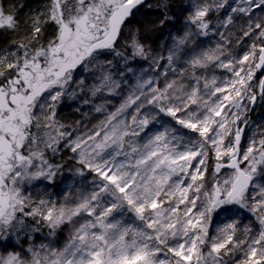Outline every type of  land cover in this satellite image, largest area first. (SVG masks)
<instances>
[{
    "label": "snow or ice",
    "instance_id": "snow-or-ice-1",
    "mask_svg": "<svg viewBox=\"0 0 264 264\" xmlns=\"http://www.w3.org/2000/svg\"><path fill=\"white\" fill-rule=\"evenodd\" d=\"M25 7L0 3V264H264V0Z\"/></svg>",
    "mask_w": 264,
    "mask_h": 264
},
{
    "label": "rangeland",
    "instance_id": "rangeland-1",
    "mask_svg": "<svg viewBox=\"0 0 264 264\" xmlns=\"http://www.w3.org/2000/svg\"><path fill=\"white\" fill-rule=\"evenodd\" d=\"M31 2L35 3V5H33V7L30 10H27V12L23 13L22 16L26 15L29 11H32L36 8H43L46 5L47 0H38V1L31 0ZM189 2H190V0H173V3L177 5L176 10L178 12L180 11L181 5L188 4ZM0 3H1V0H0ZM143 11L144 10L142 9L141 12L137 14L136 19H143ZM181 21L183 22V17H181ZM181 27H183V23L177 25V28H181ZM134 29H135V25L130 26V28L128 30H126V35L129 31H134ZM9 39H10V37H9ZM198 40L202 41L201 47H211V46L215 45V43L217 42V40L211 41L208 39H199V37H198ZM233 50L239 55L243 54L242 50L239 48H236V46L233 47ZM215 74L218 77H224V76L228 75L226 72H223L222 70H215ZM257 77H258V73H256V78ZM263 110H264V103H258V107L255 111V114L253 115V118L250 117L251 120L255 124H257V122H259L260 124L264 123L261 119V114H262ZM62 115L67 116V113L63 112ZM252 131H253L252 129L247 130L246 136H245L243 144H242L243 146H245V147L247 146L248 137H250L252 135Z\"/></svg>",
    "mask_w": 264,
    "mask_h": 264
},
{
    "label": "trees",
    "instance_id": "trees-1",
    "mask_svg": "<svg viewBox=\"0 0 264 264\" xmlns=\"http://www.w3.org/2000/svg\"><path fill=\"white\" fill-rule=\"evenodd\" d=\"M34 1H38V0H34ZM1 3L4 4L6 7H11L12 5H17V6H19L20 4H25V5H27V7H25V8L21 11V15H22L23 13L27 12V10H30V9L33 7V5H35V3L31 2V0H3V1L1 0ZM199 39H208V40L213 41V40H218V37H212V36L210 35V36H208V37H199ZM234 46H235V45H234ZM234 46H233V47H234ZM261 77H262V76H259V75H258L257 80H258L259 78H261ZM262 78H263V77H262ZM63 112L68 114V110H67V109H64ZM254 114H255V112H254ZM254 114H250V117L253 118V115H254ZM261 119H262V121L264 122V110H263V112H262V114H261ZM256 125H260V123L257 122ZM245 222L247 223V221H245Z\"/></svg>",
    "mask_w": 264,
    "mask_h": 264
},
{
    "label": "water",
    "instance_id": "water-1",
    "mask_svg": "<svg viewBox=\"0 0 264 264\" xmlns=\"http://www.w3.org/2000/svg\"><path fill=\"white\" fill-rule=\"evenodd\" d=\"M257 73H258L259 76H262L264 78V71H258ZM257 107H258V104H257L255 110L252 111L250 114H254V112L256 111ZM247 130L248 129L245 130V136H246ZM245 136H244V138H245ZM243 141H244V139L242 140V144H243Z\"/></svg>",
    "mask_w": 264,
    "mask_h": 264
}]
</instances>
